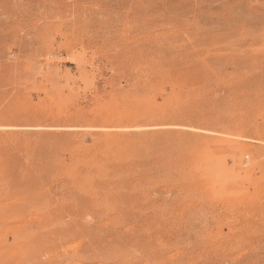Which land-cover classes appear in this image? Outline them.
<instances>
[{
	"label": "rangeland",
	"instance_id": "obj_1",
	"mask_svg": "<svg viewBox=\"0 0 264 264\" xmlns=\"http://www.w3.org/2000/svg\"><path fill=\"white\" fill-rule=\"evenodd\" d=\"M0 264H264V0H0Z\"/></svg>",
	"mask_w": 264,
	"mask_h": 264
},
{
	"label": "bare ground",
	"instance_id": "obj_2",
	"mask_svg": "<svg viewBox=\"0 0 264 264\" xmlns=\"http://www.w3.org/2000/svg\"><path fill=\"white\" fill-rule=\"evenodd\" d=\"M242 164L245 163V162H241Z\"/></svg>",
	"mask_w": 264,
	"mask_h": 264
}]
</instances>
